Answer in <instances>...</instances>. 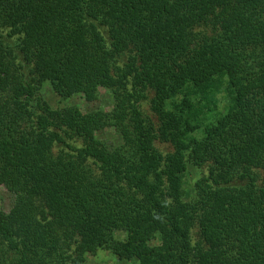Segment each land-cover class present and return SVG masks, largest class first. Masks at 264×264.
Returning <instances> with one entry per match:
<instances>
[{"label": "trees", "instance_id": "trees-1", "mask_svg": "<svg viewBox=\"0 0 264 264\" xmlns=\"http://www.w3.org/2000/svg\"><path fill=\"white\" fill-rule=\"evenodd\" d=\"M1 186L0 264H264V0H0Z\"/></svg>", "mask_w": 264, "mask_h": 264}, {"label": "rangeland", "instance_id": "rangeland-1", "mask_svg": "<svg viewBox=\"0 0 264 264\" xmlns=\"http://www.w3.org/2000/svg\"><path fill=\"white\" fill-rule=\"evenodd\" d=\"M39 95L46 100L52 107H63L67 105H73L81 108L84 112L96 110V109H105L111 110L113 106V100L110 93L105 88H100V92L97 98L93 100H87L80 94H73L70 98L64 99L61 98L51 87L49 83H43L39 90ZM152 96V94H151ZM150 96V97H151ZM216 101L218 102L219 110L225 112L229 108L228 99L226 97L225 90H221L216 94ZM144 107L148 114L156 118L153 114L152 107L150 104V99L146 100L144 103ZM213 120V114L210 115ZM202 123L205 124L209 122L211 119L206 117H202ZM97 136L105 142L110 147H115L122 143V136L120 132L114 127H107L104 130H101L97 133ZM158 146L163 149V151H171L172 145L170 143H158ZM201 171L199 168L194 167L193 165H189L188 172L186 173L184 179V198L188 199L194 195V184L195 181L200 177ZM0 190L2 192L3 197V205L7 212H11L14 208L15 204V194L5 186H1ZM114 235L123 239L125 237L123 232L113 231ZM88 264H140L138 261L132 260L128 261L126 259H121L119 256L114 254L109 250L100 249L96 255L88 256Z\"/></svg>", "mask_w": 264, "mask_h": 264}]
</instances>
